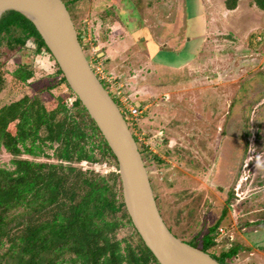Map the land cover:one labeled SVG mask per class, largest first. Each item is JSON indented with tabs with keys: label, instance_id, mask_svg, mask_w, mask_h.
Returning a JSON list of instances; mask_svg holds the SVG:
<instances>
[{
	"label": "rangeland",
	"instance_id": "obj_1",
	"mask_svg": "<svg viewBox=\"0 0 264 264\" xmlns=\"http://www.w3.org/2000/svg\"><path fill=\"white\" fill-rule=\"evenodd\" d=\"M66 1L87 59L101 63L111 75L118 99L149 105L129 127L144 150L152 189L169 229L200 248L201 237L219 220L224 231L213 232L216 242L210 252L219 255L242 245L226 264H264V11L254 0H238L232 10L225 0ZM157 44L165 52L157 55ZM0 49L6 75L0 107L25 95L38 97L48 108L56 106L59 97L71 105L74 96L57 82L55 60L46 51L38 52L33 38L12 49L4 40ZM19 65L33 72L25 83L13 78ZM221 126L223 135L240 139L228 146L226 136L207 138L200 147L198 137L206 136V128L212 127L215 138ZM189 137L197 139L190 144L197 155L192 168L173 152L175 147L183 150ZM22 157L48 160L43 155ZM11 159L0 146V166L12 168ZM79 165L103 174L115 170L105 159ZM223 208L226 214L219 219ZM120 215L116 213V237L123 247L137 236Z\"/></svg>",
	"mask_w": 264,
	"mask_h": 264
},
{
	"label": "trees",
	"instance_id": "obj_2",
	"mask_svg": "<svg viewBox=\"0 0 264 264\" xmlns=\"http://www.w3.org/2000/svg\"><path fill=\"white\" fill-rule=\"evenodd\" d=\"M237 1L225 0V7L235 9ZM254 4L264 11V0H254ZM68 5L66 1L74 20ZM78 36L81 42L82 34ZM29 38L38 52L51 55L27 17L15 10L1 14L0 48L4 40L8 48H20ZM1 64L0 93L6 82ZM57 73V82L74 96L70 106L59 97L56 106L48 108L38 97L25 95L0 107V146L12 155V168L0 166V264L10 260L14 264H160L126 210L115 155L58 64ZM12 75L25 83L33 72L19 65ZM138 148L144 160V150ZM22 154L43 155L48 160L37 161ZM102 159L111 160L115 170L103 174L79 165ZM154 159L162 161L155 155ZM116 213L137 236L136 241H125L123 247L116 237L120 225ZM225 214L223 208L219 219ZM219 224L217 220L201 237L200 249L209 251L215 244ZM241 248L235 245L220 255L226 259Z\"/></svg>",
	"mask_w": 264,
	"mask_h": 264
},
{
	"label": "water",
	"instance_id": "obj_3",
	"mask_svg": "<svg viewBox=\"0 0 264 264\" xmlns=\"http://www.w3.org/2000/svg\"><path fill=\"white\" fill-rule=\"evenodd\" d=\"M7 10L20 12L34 24L69 87L102 133L117 161L126 210L157 261L221 264L208 252L178 238L165 223L137 142L115 100L94 74L65 2L0 0V16Z\"/></svg>",
	"mask_w": 264,
	"mask_h": 264
},
{
	"label": "flooded vegetation",
	"instance_id": "obj_4",
	"mask_svg": "<svg viewBox=\"0 0 264 264\" xmlns=\"http://www.w3.org/2000/svg\"><path fill=\"white\" fill-rule=\"evenodd\" d=\"M64 1V0H63ZM66 4V3H65ZM158 45V44H157ZM160 45V44H159ZM160 51H164L163 49H161V50H158V52H160ZM165 52V51H164ZM140 107V109H142V112H141V114H140V116L139 117H142L144 114H145V112H146V110H147V108L149 107V105L148 104H144V105H142V106H139ZM229 112V111H228ZM230 125L232 124V123H229ZM232 126V125H231ZM223 126H221V127H219V130L220 131H218V130H216V133H218V134H216V136H215V138H214V134L211 132V129H212V127H207L206 128V130L208 131L207 133H206V136H203V135H200V137H198L199 138V144H200V147H204V146H206V144L208 143L207 142V138L208 139H210V140H219V137L221 136V139L224 137V136H226L224 139H230V140H228V141H225L226 142V144L229 146V143L231 142H233L234 141V139H236V140H239L240 138L238 137V136H234L233 134H230V133H228L229 135H223V132H224V128H222ZM230 126H228V128H229ZM227 128V129H228ZM223 131V132H222ZM227 131V130H226ZM143 133V136H145L146 135V133H144V132H142ZM210 133H211V135H210ZM236 137V138H235ZM138 139H141V138H138ZM197 141V139H192L191 137H189V143L187 144V145H189V146H183L184 147V149L183 150H181V148L180 147H175V149L173 150V152L174 153H176V155H178V158L177 159H182V160H184V166L185 167H187V168H192L191 166H190V164H191V162H193V161H195V162H197V160H195L196 158H197V155L195 154V153H193V150L191 149V145L193 144V143H195ZM139 142V141H138ZM225 142H221V146L223 147L224 146V143ZM230 143V144H231ZM191 144V145H190ZM172 150V149H171ZM223 150V148L221 149V151ZM179 155H182V156H179ZM234 156H237L236 154H234ZM199 160V159H198ZM201 162L199 161V164H200ZM181 165H183L182 164V161H181V163H180ZM238 164V163H237ZM206 252H210V251H206ZM213 258H217L216 260L218 261V262H220L221 264H226V259H223L222 257H221V255L219 254V255H215L214 253H212V252H210L209 253ZM252 254L255 256V258L257 257V259H258V255L257 254H254L253 252H252ZM255 264V263H254Z\"/></svg>",
	"mask_w": 264,
	"mask_h": 264
},
{
	"label": "built area",
	"instance_id": "obj_5",
	"mask_svg": "<svg viewBox=\"0 0 264 264\" xmlns=\"http://www.w3.org/2000/svg\"><path fill=\"white\" fill-rule=\"evenodd\" d=\"M101 64V63H100ZM93 64L90 63V66L94 72V74L97 76V78L102 82V84L106 87V89L108 91H112L114 93V97H116L118 99V90L116 91L115 88L112 86V84L110 83V78L111 75L104 69V67L102 66V64ZM108 86V88H107ZM119 105L118 108L120 110V112L123 114V116L125 117L127 123L129 124L131 119H138V117L140 116L142 109H140L139 106L137 105H133L130 103L128 98H122V99H118ZM223 229L222 228H218V233H223Z\"/></svg>",
	"mask_w": 264,
	"mask_h": 264
},
{
	"label": "clouds",
	"instance_id": "obj_6",
	"mask_svg": "<svg viewBox=\"0 0 264 264\" xmlns=\"http://www.w3.org/2000/svg\"><path fill=\"white\" fill-rule=\"evenodd\" d=\"M89 61V60H88ZM90 63V62H89ZM102 83V82H101ZM105 87V86H104ZM106 88V87H105ZM108 91V90H107ZM109 93H110V91H108ZM110 95H111V93H110ZM112 96V95H111ZM112 98H113V96H112ZM114 99V98H113ZM117 104V103H116ZM118 106V105H117ZM129 125V124H128ZM130 128V127H129ZM133 134V133H132ZM134 136V135H133ZM261 166V162H260V160H259V158H257V167H260Z\"/></svg>",
	"mask_w": 264,
	"mask_h": 264
},
{
	"label": "crops",
	"instance_id": "obj_7",
	"mask_svg": "<svg viewBox=\"0 0 264 264\" xmlns=\"http://www.w3.org/2000/svg\"><path fill=\"white\" fill-rule=\"evenodd\" d=\"M144 39V38H143ZM151 40V39H150ZM159 46V45H158ZM158 50H161V46H159V49ZM161 52V51H160ZM160 52L159 53H157V55H159L160 54ZM100 55V54H99ZM103 55H104V52H103ZM107 58H105V61L107 62V60H106Z\"/></svg>",
	"mask_w": 264,
	"mask_h": 264
}]
</instances>
